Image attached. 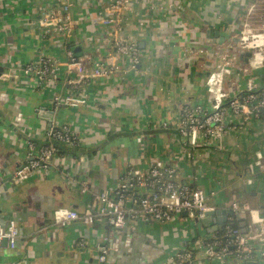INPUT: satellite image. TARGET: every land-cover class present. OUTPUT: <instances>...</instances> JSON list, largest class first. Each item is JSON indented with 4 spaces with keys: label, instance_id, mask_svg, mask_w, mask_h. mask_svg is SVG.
<instances>
[{
    "label": "crops",
    "instance_id": "obj_1",
    "mask_svg": "<svg viewBox=\"0 0 264 264\" xmlns=\"http://www.w3.org/2000/svg\"><path fill=\"white\" fill-rule=\"evenodd\" d=\"M53 1L0 0V227L14 220L21 235L15 250L0 240V264H170L176 252L214 239L219 215L210 223L189 221L183 214L169 224L139 217L125 231L114 230L103 218L93 226L55 223L57 209L97 207L94 194L114 191L127 169L157 160L177 170L179 183L194 176L216 212L231 211L225 226L235 200L264 208V174L252 186L244 182L254 152L264 149L263 119L245 131L241 151L235 135L221 145L207 141L191 150L177 130L184 106H210L206 83L216 65L215 44L227 38L221 34L237 10L231 0H155L156 9L161 4L168 11L155 12L146 30H139L138 19L130 16L125 34L136 44L137 65L123 57L120 71L87 85L85 101L76 107L54 105V95L68 92L65 71L56 82L41 85L21 73L25 63L40 57L67 61V43L72 53L82 49L78 58L107 56L103 32L90 29L87 21L67 43L42 32L36 22ZM75 2L78 10L97 8L86 0ZM138 10L143 18L151 13L144 4ZM51 127H68L79 143L62 142L64 153L49 170L14 184L13 171L32 160L28 142L45 145ZM104 252L107 261L101 263ZM194 264L260 263L209 260L195 249Z\"/></svg>",
    "mask_w": 264,
    "mask_h": 264
},
{
    "label": "built area",
    "instance_id": "obj_2",
    "mask_svg": "<svg viewBox=\"0 0 264 264\" xmlns=\"http://www.w3.org/2000/svg\"><path fill=\"white\" fill-rule=\"evenodd\" d=\"M86 1L90 6L95 4L96 10L90 11L88 7L78 10L75 0H54L51 5L43 7L36 24L47 36H55L61 39L60 43H67L78 37L77 29L87 21L90 29L99 27L103 32L107 40V56L100 60H95L91 54L78 58L64 48L67 61L40 57L21 67L24 77L39 85L56 82L63 71L67 73L68 92L62 96L54 95L56 107H76L84 102L86 96L82 92L85 87L119 72L123 57H129L132 67H135L138 63L136 44L125 34L128 19L134 15L138 19V29L146 30L148 22L155 20V12L168 11L161 4L156 9L155 0ZM102 3L106 6L99 9ZM140 4L150 9L151 13L147 12L145 18L138 10ZM231 4L237 10L224 27L229 36L215 44L216 65L207 78L210 106L208 109L184 106L180 112L177 130L183 146L191 150L207 145V141L221 145L224 138L235 135L236 148L241 151L245 131L264 120V0H231ZM217 15L219 18L223 16L221 13ZM47 136L49 142L41 147L28 142L32 160L29 165L13 171L14 184L23 185L36 171L50 169L59 154L52 140L67 145L79 143L68 127H51ZM247 173L249 177L244 182L249 186L254 184L257 175L264 174V149L254 152L247 164ZM177 175L174 167L159 160L146 168L130 167L114 191L93 195L98 208L93 205L78 212L61 207L55 211L54 221L57 225L80 222L93 226L98 218H103L116 231L127 230L130 223L135 224L139 217L169 224L183 214L189 221H205L216 212L210 196L194 183V176H190L188 183H179ZM231 209L234 214L224 226L225 238L202 240L196 247L182 249L172 256L170 264H194L195 249L204 252L209 260L224 262L231 258L239 263L264 264V208L235 200ZM235 217L240 222L239 228L232 225ZM20 236L14 220L7 227H0V240L6 239L11 250L16 249ZM99 260L101 263L107 261L106 252L100 255Z\"/></svg>",
    "mask_w": 264,
    "mask_h": 264
},
{
    "label": "water",
    "instance_id": "obj_3",
    "mask_svg": "<svg viewBox=\"0 0 264 264\" xmlns=\"http://www.w3.org/2000/svg\"><path fill=\"white\" fill-rule=\"evenodd\" d=\"M222 36H225V37H228L229 35L226 33H222L221 34ZM74 50V51H73ZM72 51H73V54H74V56L75 57H77V56H80V54L82 53V49L79 47H77V48H75V49H73ZM81 51V52H80ZM229 214H231V211H218V212H214V213H211L210 215H209V218H207L205 221H203V222H205V223H210V222H212L213 221V217H215V215H219V217L221 216V217H223V218H221V219H219V227H216V230L218 229V228H220V229H222V227H224L225 226V224L227 223V216L229 215ZM232 214H233V212H232ZM210 217H211V219H210ZM4 241H6L7 242V240L6 239H4Z\"/></svg>",
    "mask_w": 264,
    "mask_h": 264
},
{
    "label": "trees",
    "instance_id": "obj_4",
    "mask_svg": "<svg viewBox=\"0 0 264 264\" xmlns=\"http://www.w3.org/2000/svg\"><path fill=\"white\" fill-rule=\"evenodd\" d=\"M65 48L67 49V50H71V45L70 44H66L65 45ZM54 143H55V146L57 147V149H58V151H59V153L61 152V151H63V153H64V145H63V143L62 142H59V141H56V140H52ZM51 141V142H52ZM48 143V142H47ZM46 143V144H47ZM232 225L234 226V227H237V228H239L240 227V222L237 220V217H235L234 218V221L232 222ZM215 238H217V239H223V238H225V228L223 227L222 229H220L217 233H216V235H215Z\"/></svg>",
    "mask_w": 264,
    "mask_h": 264
}]
</instances>
